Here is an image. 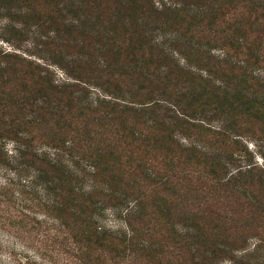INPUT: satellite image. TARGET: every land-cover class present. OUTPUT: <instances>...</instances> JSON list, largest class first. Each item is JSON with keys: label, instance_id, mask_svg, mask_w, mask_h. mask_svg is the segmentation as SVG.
<instances>
[{"label": "trees", "instance_id": "16d2710c", "mask_svg": "<svg viewBox=\"0 0 264 264\" xmlns=\"http://www.w3.org/2000/svg\"><path fill=\"white\" fill-rule=\"evenodd\" d=\"M0 2L65 75L0 50V225H45L0 264H264V0Z\"/></svg>", "mask_w": 264, "mask_h": 264}, {"label": "rangeland", "instance_id": "374dc122", "mask_svg": "<svg viewBox=\"0 0 264 264\" xmlns=\"http://www.w3.org/2000/svg\"><path fill=\"white\" fill-rule=\"evenodd\" d=\"M15 6L16 4H4L0 2V50L16 53L25 59L34 60L52 73L55 82L64 80L65 75L62 69L50 62L51 47L45 44L46 38L41 35L45 34V30L41 28L38 31H34L36 27L31 22V18L27 12L18 16L14 11ZM213 54L218 55L219 52L216 50ZM259 74L264 78V71H261ZM252 128H254V133H252ZM255 129V127H248L239 133V136L236 137V140H238L236 153L240 154V157L245 160L243 163H251L256 167H262L264 160L261 152H264V149L260 147V139H257L259 132ZM2 178L3 175L0 173V184H2ZM1 208L5 210L6 207ZM8 211L12 215L20 217L16 220L17 224L11 226L8 231L1 227L2 224L0 225V245L2 249L5 251L13 249L15 252L21 254H33L30 249L25 247L24 243L30 244L34 238V233L42 231V229L45 230V225L43 223L42 225L36 224L31 214H28V209L16 199L9 203ZM27 214L28 217L25 216ZM123 214L124 212L122 211L106 208L101 212L98 224L102 229L119 232L125 228L122 225V220L119 219V215L123 216ZM38 218L39 214L36 213V221ZM25 222L27 225L23 227L22 225ZM16 231H18V234H16ZM253 242L254 240L248 241V246L251 247ZM3 258L5 257L1 256L0 260H5ZM119 264L123 263L120 262ZM223 264L227 263L224 262Z\"/></svg>", "mask_w": 264, "mask_h": 264}]
</instances>
